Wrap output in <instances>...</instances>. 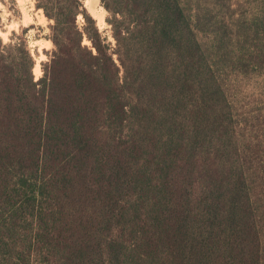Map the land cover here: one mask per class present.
Segmentation results:
<instances>
[{"label": "trees", "instance_id": "1", "mask_svg": "<svg viewBox=\"0 0 264 264\" xmlns=\"http://www.w3.org/2000/svg\"><path fill=\"white\" fill-rule=\"evenodd\" d=\"M102 2L0 39V264H264V0Z\"/></svg>", "mask_w": 264, "mask_h": 264}, {"label": "rangeland", "instance_id": "2", "mask_svg": "<svg viewBox=\"0 0 264 264\" xmlns=\"http://www.w3.org/2000/svg\"><path fill=\"white\" fill-rule=\"evenodd\" d=\"M35 1L0 0V39L3 43L21 38L26 41L35 63L33 75L38 79L42 75L41 64L48 61L53 45L46 38L51 22L47 20L42 10L35 8ZM83 5L86 12L95 20L100 32L112 40L110 26L107 23L110 13L104 7L102 0H83ZM82 23V17L78 16L79 27ZM83 44L89 45V42L84 39ZM36 65L38 69L34 70ZM241 106L245 112L252 109L253 113H249L250 117L257 116L254 121H250L249 129L255 126L256 131L264 130V83L255 86L253 91L246 92L242 96Z\"/></svg>", "mask_w": 264, "mask_h": 264}, {"label": "bare ground", "instance_id": "3", "mask_svg": "<svg viewBox=\"0 0 264 264\" xmlns=\"http://www.w3.org/2000/svg\"><path fill=\"white\" fill-rule=\"evenodd\" d=\"M48 43H50V42L48 41ZM37 69H38V66L36 65L34 70H37Z\"/></svg>", "mask_w": 264, "mask_h": 264}]
</instances>
